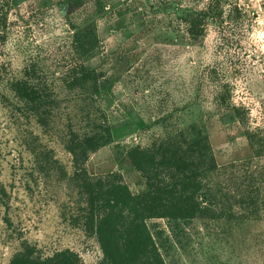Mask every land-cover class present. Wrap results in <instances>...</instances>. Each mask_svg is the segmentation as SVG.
I'll list each match as a JSON object with an SVG mask.
<instances>
[{"label":"rangeland","instance_id":"obj_1","mask_svg":"<svg viewBox=\"0 0 264 264\" xmlns=\"http://www.w3.org/2000/svg\"><path fill=\"white\" fill-rule=\"evenodd\" d=\"M211 2L16 0L0 35V264L26 246L44 258L69 250L79 264H102L65 147L70 129L85 134L95 123L110 124L115 135L89 154L88 174L133 195L146 182L131 149L204 126L218 164L209 181L225 197L204 216L151 219L147 229L163 264H264V148L257 157L250 143L264 140V0H213L219 14L194 42L179 17ZM89 24L100 45L82 63L102 75L100 96L91 84L65 82L79 66L71 26ZM31 64L36 83L54 97L50 115L31 110L14 90ZM233 107L243 108L242 122Z\"/></svg>","mask_w":264,"mask_h":264},{"label":"trees","instance_id":"obj_2","mask_svg":"<svg viewBox=\"0 0 264 264\" xmlns=\"http://www.w3.org/2000/svg\"><path fill=\"white\" fill-rule=\"evenodd\" d=\"M216 3L212 0L206 10L184 11L179 17L190 40L196 42L204 37L207 21L219 14L214 8ZM15 6L16 0H0V35L6 34L8 14ZM233 10L240 14L237 7ZM71 28L74 32L70 47L75 59L78 58L79 66L73 69L65 82L69 89L91 84L92 93L100 96L105 87L99 86L102 75L82 63V59L99 48L95 27L89 24L84 28L74 25ZM142 29L144 27L138 33ZM29 66L32 73L26 68L25 78L15 81L14 90L31 110L42 112L40 116L50 115L55 101L52 92L41 82L36 83L35 67L32 64ZM232 111L242 122L243 108L233 107ZM94 126L95 130L85 134L70 129L65 147L72 156L73 178L79 182V188L86 197V225L98 238L104 255L102 264H163L146 221L193 220L208 214L209 207L217 203L218 197H225L219 196L221 187L209 181L217 172L218 164L204 126L177 128L168 138L153 143L148 149L135 148L128 152L132 167L142 174L146 182V189L137 195L120 182L110 181L106 179L108 177L94 179L88 174L86 163L89 154L112 142L115 135L110 124L101 127V124L95 123ZM250 143L255 155L260 157L258 146L264 148V140L258 145ZM8 264L79 263L77 256L69 250L57 251L44 258L35 255L34 250L26 246Z\"/></svg>","mask_w":264,"mask_h":264}]
</instances>
